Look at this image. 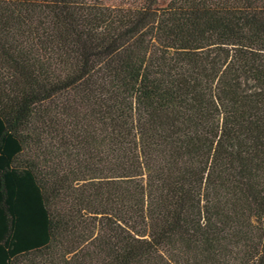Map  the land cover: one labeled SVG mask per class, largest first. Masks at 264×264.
<instances>
[{"label": "trees", "instance_id": "1", "mask_svg": "<svg viewBox=\"0 0 264 264\" xmlns=\"http://www.w3.org/2000/svg\"><path fill=\"white\" fill-rule=\"evenodd\" d=\"M0 264H264V0H0Z\"/></svg>", "mask_w": 264, "mask_h": 264}]
</instances>
